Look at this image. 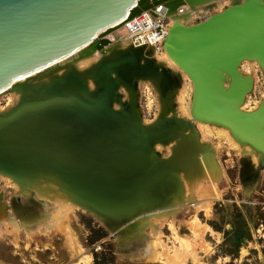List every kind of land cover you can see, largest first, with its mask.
Segmentation results:
<instances>
[{
    "label": "water",
    "instance_id": "obj_1",
    "mask_svg": "<svg viewBox=\"0 0 264 264\" xmlns=\"http://www.w3.org/2000/svg\"><path fill=\"white\" fill-rule=\"evenodd\" d=\"M201 1L0 0V90L81 47L90 52L105 44L101 30L142 10L161 3L169 13L182 3L193 7ZM144 46L112 48L98 59L85 72L96 84L93 90L73 67L51 72L39 85L16 83L20 98L0 113V171L21 172L27 163L43 162L56 168L78 197L90 201L113 194L112 200L119 201L133 178L148 185L139 164L150 144L167 135L169 124L141 125L136 113L137 78H158L160 92L166 90L155 64L143 56ZM163 46L192 81L195 115L249 137L257 134L251 129L264 121L263 106L239 110L250 85L236 68L240 60L255 58L264 71V2L246 0L199 22L168 26ZM222 71L230 75L227 87ZM120 83L131 92L129 102L116 91ZM114 101L121 106L114 109Z\"/></svg>",
    "mask_w": 264,
    "mask_h": 264
},
{
    "label": "rangeland",
    "instance_id": "obj_2",
    "mask_svg": "<svg viewBox=\"0 0 264 264\" xmlns=\"http://www.w3.org/2000/svg\"><path fill=\"white\" fill-rule=\"evenodd\" d=\"M229 3H214L207 14ZM203 14L186 23L203 20ZM119 37L115 35V40ZM79 57L83 56L73 57L75 65ZM249 66L244 60L238 67L253 79L243 110L254 109L264 97L262 69L257 61ZM190 97L188 77L178 106L186 105ZM15 100L1 92L0 110ZM138 101L143 121H152L158 100L149 82L139 84ZM205 123L200 130L214 147L215 160L208 154L190 163L176 179L178 191L162 207L114 228L67 195L63 199L60 187L42 195L33 189L20 192L10 177L0 174V264H264V166L254 152H246L233 137L228 140L222 126ZM162 154L169 156L170 149L163 148ZM212 168L216 180L209 176ZM189 183L206 189L189 200ZM67 234L78 252L70 250Z\"/></svg>",
    "mask_w": 264,
    "mask_h": 264
},
{
    "label": "bare ground",
    "instance_id": "obj_3",
    "mask_svg": "<svg viewBox=\"0 0 264 264\" xmlns=\"http://www.w3.org/2000/svg\"><path fill=\"white\" fill-rule=\"evenodd\" d=\"M219 1L221 0H203L201 2H198L197 4H194L193 7L189 6L186 3H182L174 11H171L169 13H166L164 10L166 26L168 28V26H171L173 24L187 25L186 22L191 21L192 18H194L199 12L204 13L203 17L205 18L208 15L214 13L212 12L210 14H207V12L211 10L212 4ZM229 1L230 3L228 5H232L234 3L245 2L246 0ZM260 1L264 2V0ZM122 24L123 23L121 22L115 23L114 27H112L113 30H101L98 34H103V36L107 39V42L90 52H84L85 47H81L46 66L15 77L10 85L0 90V93L6 91L8 95L15 96L16 100L14 104L9 106L8 108L0 110V113L8 112L20 98L21 92L20 89L15 86L16 83L26 81L31 85H39L49 80L51 72H53L54 74H61L69 67H73L75 70H77L82 75V78L88 89L93 90L96 84L94 80H92L90 77H88V75L85 74V72L91 66H93V64H95L98 59L107 54L112 48H124L129 45L138 46L135 45L133 41L127 36L126 32L122 28ZM115 35H119V39L117 38L115 40ZM143 50V56H146V58L150 59L157 67L159 73H161V76L166 84V90L163 94L160 92L158 78L153 79L148 77H139L135 80L134 101L139 122L141 125L161 123L162 121H166L169 124L167 128V135L161 139L154 140L150 144L146 155L144 156L142 162L139 164L140 169L143 170L144 175L149 176L148 185L141 184L139 183L138 179L135 180V178H133L130 181L131 189H129V187H126V191H123L126 194L125 196L119 197V201L112 200V198H115L114 194L112 195L113 197H109L107 199H104L103 201H90L87 198L78 197L72 184L68 182L56 168L43 162H40L42 164L37 163L34 165L27 163L25 164L26 166H22L24 168L21 172L18 171L9 173L0 171V174L10 177L13 180L12 182L16 185V188L20 192H24L28 189H33L38 195H42L45 191L48 193L56 192V188L60 187L62 190L60 188L59 190L63 191L64 193L58 192V194L62 195L63 199H66L68 196V198L71 199L72 202L92 212L94 215L99 217V219L108 227L114 228L116 224L118 227L120 224L129 222L132 219H136L141 214H147L149 211L151 212L162 207L163 203L169 200L170 196L174 195L175 192L178 191L176 179H180V172H185L186 169L190 167V163L196 161L197 159H199V157H206L208 154L210 155L211 159L215 160L213 150L214 147L210 144V142H208V139L207 141L206 138H204L203 132L202 130H200V127L207 125V123L204 124V122L222 126L220 127V130H222V132L226 134L227 139L229 138L228 140L232 142L230 137H233L237 142L240 143L239 146L244 147L246 152H254L255 154H253L257 156L259 164L264 166V121L262 122L260 127L251 129L256 130L257 134H255L254 137H249L243 134L245 133V131L239 132L233 129L229 124L216 122L214 120H204L200 118L193 112V84L190 77L183 70V68L171 59V57L167 54L164 46L159 48L152 45H145ZM76 55L83 56L81 58L79 57L80 59H78L76 65L81 66L82 64L83 66V64H86L84 68H78L73 63L72 60H76V58L73 57H75ZM244 60L250 63L249 67H251V65L257 61L264 74L263 66L255 58H245L239 61L236 70L240 73L242 78L248 81V84L251 88L253 81L251 75L243 74L238 68L240 62ZM163 69L167 71L166 74ZM188 77L190 82L191 97L189 98V101L186 105L179 107L178 102L179 100H181L184 92V82ZM143 81L144 83L145 81H147L152 85L156 94V100H158V102H156V104L158 103L157 114L154 116L152 121L149 122L143 121L141 107L138 101L139 84ZM229 81V73L222 71V82L225 87L228 86ZM250 88L245 92L244 98ZM116 91L119 94L122 102H129L131 100V92L128 90V88L125 87L124 84L120 83ZM242 103L238 107L240 111H254L262 106L264 110V97L261 98L258 105L256 104L257 106L255 105V108L252 110L241 109ZM120 106L121 105L119 102H113L114 109H117ZM199 138L200 140L202 138H204L205 140L202 139V141H199ZM242 144H247L248 148ZM249 147L252 149V151H250ZM163 148L167 150L170 149L171 154L169 156L163 155ZM209 148L211 153L209 151ZM214 170L216 169L212 168L211 171H208L210 173L209 176L213 175L212 180H216ZM193 184L194 185H191V183L188 184V187L191 185L190 191H192V195H187L189 200H193L197 196V194L202 193L206 189L203 186L198 185L196 187V184ZM210 191L211 190L209 189V192ZM206 198L210 197L207 196ZM210 199L207 202L204 201L205 203L203 202V206H208ZM66 202L67 201H65V203ZM66 206L71 207V205L68 203H66ZM66 231H68L67 228ZM71 241V235L67 234L66 242L69 243L68 246L70 250L74 252L77 250L76 244L75 242Z\"/></svg>",
    "mask_w": 264,
    "mask_h": 264
},
{
    "label": "built area",
    "instance_id": "obj_4",
    "mask_svg": "<svg viewBox=\"0 0 264 264\" xmlns=\"http://www.w3.org/2000/svg\"><path fill=\"white\" fill-rule=\"evenodd\" d=\"M121 23L127 36L135 45H152L161 48L167 33L164 6L160 3L140 11Z\"/></svg>",
    "mask_w": 264,
    "mask_h": 264
}]
</instances>
